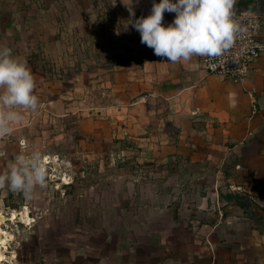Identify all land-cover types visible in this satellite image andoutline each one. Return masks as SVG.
<instances>
[{
	"label": "rangeland",
	"instance_id": "obj_1",
	"mask_svg": "<svg viewBox=\"0 0 264 264\" xmlns=\"http://www.w3.org/2000/svg\"><path fill=\"white\" fill-rule=\"evenodd\" d=\"M17 1L0 0V45L31 66L38 98L50 89L61 106L40 107L33 126L24 112L0 148V174L33 152L47 172L44 186L28 195L0 189V264H260L249 238L253 230L264 235V200L243 196L253 204L243 209L229 199L235 207L226 218L217 204L197 218L193 198L173 192L185 168L140 164L123 139L102 138L100 124L94 133L81 123L108 113L106 67L124 60L123 32L109 29L108 0H54L46 19L43 0ZM253 8L264 9V0H237L235 13ZM76 75L85 76L82 85ZM215 218L219 224H199Z\"/></svg>",
	"mask_w": 264,
	"mask_h": 264
},
{
	"label": "crops",
	"instance_id": "obj_2",
	"mask_svg": "<svg viewBox=\"0 0 264 264\" xmlns=\"http://www.w3.org/2000/svg\"><path fill=\"white\" fill-rule=\"evenodd\" d=\"M53 1L43 0L44 19L47 12L51 13ZM108 2L112 6L107 14L108 22H114L109 29L114 33L123 32L124 48L120 54L124 53V60L106 67L108 113L99 115L97 111L81 123L94 127V133L100 124L96 132L103 127L99 133L102 138L109 134L123 139L129 144V150L137 152L140 164L170 163L177 171L185 168L186 173L176 178L182 181L184 188H179L181 184L177 182L173 192L179 196L183 190L182 193L193 198L191 211L198 214L197 218L212 204L223 207L221 211L226 218V209L235 207L227 196H248L255 203L264 200V58L254 65L244 85L207 74L203 57L168 62L144 44L139 48L140 33L127 24L133 19L125 6L130 0ZM153 2L160 0H132L135 19L148 16ZM13 4L18 1L13 0ZM79 18L82 20V16ZM174 18L175 13L165 12L164 26L171 24ZM119 21L123 22L122 30L117 28ZM47 35L44 31V36ZM132 37L136 39L132 41ZM50 51L59 50L53 46ZM126 52L144 53L148 57L127 60ZM74 78L78 85L85 76ZM48 90L39 98L41 107L50 111L54 106L60 108L58 97ZM36 113L28 111L26 114L29 126L36 125ZM8 138L0 139L1 149L11 143L6 142ZM1 149L0 159H4ZM219 219L199 224L208 227V224H219ZM252 232L249 243L254 247L250 252L255 254L254 260L264 264V235L260 236L257 230Z\"/></svg>",
	"mask_w": 264,
	"mask_h": 264
},
{
	"label": "clouds",
	"instance_id": "obj_3",
	"mask_svg": "<svg viewBox=\"0 0 264 264\" xmlns=\"http://www.w3.org/2000/svg\"><path fill=\"white\" fill-rule=\"evenodd\" d=\"M237 0H160L153 2L151 13L135 19L132 0L125 5L131 18L127 24L140 33L141 44L168 62L190 61L192 57L215 58L230 50L240 26L235 19ZM175 13L164 26V13ZM127 26V25H126ZM147 63V62H146ZM36 82L27 62L6 45H0V139L12 134L22 122L24 112L36 113L41 107L35 94ZM47 172L38 152L18 155L9 171L0 174V189L28 195L43 187Z\"/></svg>",
	"mask_w": 264,
	"mask_h": 264
},
{
	"label": "built area",
	"instance_id": "obj_4",
	"mask_svg": "<svg viewBox=\"0 0 264 264\" xmlns=\"http://www.w3.org/2000/svg\"><path fill=\"white\" fill-rule=\"evenodd\" d=\"M235 19L240 31L234 46L219 57H203L202 64L207 74L244 85L254 65L264 58V9L235 13Z\"/></svg>",
	"mask_w": 264,
	"mask_h": 264
},
{
	"label": "trees",
	"instance_id": "obj_5",
	"mask_svg": "<svg viewBox=\"0 0 264 264\" xmlns=\"http://www.w3.org/2000/svg\"><path fill=\"white\" fill-rule=\"evenodd\" d=\"M254 10H256V8H253L251 11H254ZM227 199H236V200H239L238 205L241 208H243V209H246V208L251 207L253 205L252 203L246 204V203L242 202L241 200H243V197H241V196H236V195L227 196Z\"/></svg>",
	"mask_w": 264,
	"mask_h": 264
}]
</instances>
